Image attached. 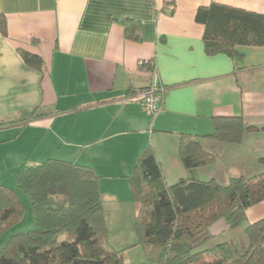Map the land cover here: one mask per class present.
Wrapping results in <instances>:
<instances>
[{"label":"crops","instance_id":"crops-1","mask_svg":"<svg viewBox=\"0 0 264 264\" xmlns=\"http://www.w3.org/2000/svg\"><path fill=\"white\" fill-rule=\"evenodd\" d=\"M169 1L0 0L7 28L5 37L0 34V120L35 108L47 112L24 126L0 128V183L15 188L20 168L47 159L89 167L98 177L114 250L136 243L139 206L128 178L147 147L168 185L183 178L224 185L264 172L258 162L264 131L245 133L237 145L201 138L215 156L211 166L186 170L177 154L180 135H210L218 117L264 128V46L239 47V60L207 56L203 27L195 21L196 10L210 3L264 15V0H173L166 6ZM123 18L138 22L137 41L125 37L117 22ZM20 51L38 56L42 69L26 66ZM151 60L165 87L154 120L129 99L147 88L149 70L140 63ZM253 135L256 141L246 143ZM263 206L246 210V224L264 218ZM229 232L223 220L210 228L213 238Z\"/></svg>","mask_w":264,"mask_h":264},{"label":"trees","instance_id":"trees-1","mask_svg":"<svg viewBox=\"0 0 264 264\" xmlns=\"http://www.w3.org/2000/svg\"><path fill=\"white\" fill-rule=\"evenodd\" d=\"M173 4L170 0L166 6ZM195 21L203 27L207 56L239 60L243 57L239 47L264 46L262 14L210 3L196 10ZM117 22L127 39L138 40V22L129 18ZM0 34L7 35L1 14ZM19 54L26 66L42 69L38 56ZM143 62L152 71L153 61ZM46 114L35 108L20 118L0 120V128L24 126ZM262 131L246 126L241 117H218L210 135H180L177 154L186 170L211 166L215 156L202 147L201 138L237 145L245 133ZM258 162L264 164V157ZM128 185L139 206L133 225L136 243L114 250L108 243L98 177L92 169L56 159L20 168L15 187L29 200L33 228L8 237L0 248V264H125L124 252L137 245L145 257L140 264H264V218L246 224V210L264 201V172L231 178L224 185L196 178L168 185L149 146L136 161ZM24 211L16 190L0 183V236L22 220ZM219 220L230 230L245 224L246 246L237 250L231 242H222L206 247L213 238L210 228Z\"/></svg>","mask_w":264,"mask_h":264},{"label":"rangeland","instance_id":"rangeland-1","mask_svg":"<svg viewBox=\"0 0 264 264\" xmlns=\"http://www.w3.org/2000/svg\"><path fill=\"white\" fill-rule=\"evenodd\" d=\"M248 139L249 140L246 143H249L250 141V143L252 144L256 141V136L253 135L252 137H249ZM262 157H264V155ZM14 189L18 193V196L24 205L25 211H24L22 220L17 225H15L13 228H11L8 232L0 236V248L5 244L6 240L8 239L10 235L21 233V232H26L33 228V215H32L29 200L27 196L23 194L22 192H20L16 187ZM244 226L245 224H243L241 227L237 229L232 230V232H229L224 239H222L223 237L221 236L220 233L219 234L213 233L215 237L212 238L208 244H206V247H212L217 243L231 242L237 250H241L243 246H246V239L243 234ZM133 239H130V240H133ZM122 242L125 245L127 242V239L123 240ZM122 242L119 241L115 243V246L117 247L120 246ZM142 258H143L142 250L140 246H133L132 248H129L124 252L125 264H139L140 262L143 261Z\"/></svg>","mask_w":264,"mask_h":264},{"label":"built area","instance_id":"built-area-1","mask_svg":"<svg viewBox=\"0 0 264 264\" xmlns=\"http://www.w3.org/2000/svg\"><path fill=\"white\" fill-rule=\"evenodd\" d=\"M141 62L140 64H145ZM150 81L146 90L130 97L131 101L139 103L144 113L154 120L163 109L165 87L160 83L155 66H152V71L149 72Z\"/></svg>","mask_w":264,"mask_h":264}]
</instances>
